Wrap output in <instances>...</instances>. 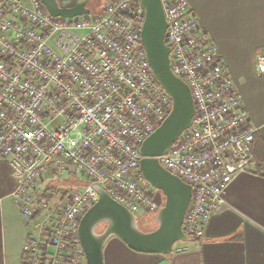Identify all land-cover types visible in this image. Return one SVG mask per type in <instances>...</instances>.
<instances>
[{"label":"built area","instance_id":"obj_1","mask_svg":"<svg viewBox=\"0 0 264 264\" xmlns=\"http://www.w3.org/2000/svg\"><path fill=\"white\" fill-rule=\"evenodd\" d=\"M162 4L171 68L190 86L196 111L158 159L192 186L182 228L200 239L230 182L250 170L257 127L188 0ZM144 17L141 0H107L75 17L55 16L41 0H0V156L34 227L24 244L32 264H86L79 225L99 198L94 184L135 214L164 205L140 167L143 140L172 109L141 39ZM256 70L264 74V51ZM66 174L85 185L62 189Z\"/></svg>","mask_w":264,"mask_h":264},{"label":"crops","instance_id":"obj_2","mask_svg":"<svg viewBox=\"0 0 264 264\" xmlns=\"http://www.w3.org/2000/svg\"><path fill=\"white\" fill-rule=\"evenodd\" d=\"M188 2L201 29L219 47L257 127L255 160L249 171L230 182L226 202L212 216L203 238L174 245L172 253L162 254L136 251L112 237L104 248V264H264V74L256 70V57L264 51V0ZM72 180L83 184L77 188L86 183L74 174H66L63 182ZM15 186L10 163L0 156V264H32L24 244L33 225L13 200Z\"/></svg>","mask_w":264,"mask_h":264},{"label":"water","instance_id":"obj_3","mask_svg":"<svg viewBox=\"0 0 264 264\" xmlns=\"http://www.w3.org/2000/svg\"><path fill=\"white\" fill-rule=\"evenodd\" d=\"M55 16L75 17L91 13L87 1L41 0ZM145 17L141 39L147 51L156 80L172 98V109L163 122L142 142L140 167L145 181L162 191L164 205L156 215L157 226L144 231L137 215L115 200L101 185L94 184L98 200L83 214L79 238L85 252L86 264H104V248L117 237L130 248L145 253L170 254L177 241H191L183 231L185 213L192 196V186L159 161L158 156L169 151L180 134L191 127L195 102L190 86L171 68V48L165 42L167 20L162 0H141ZM105 224L102 231H97Z\"/></svg>","mask_w":264,"mask_h":264},{"label":"rangeland","instance_id":"obj_4","mask_svg":"<svg viewBox=\"0 0 264 264\" xmlns=\"http://www.w3.org/2000/svg\"><path fill=\"white\" fill-rule=\"evenodd\" d=\"M86 1H88L87 6L92 9V12H95L98 9L105 7L107 3V0H86ZM79 185H83V184L82 183L79 184V181L72 180V182H69V183L67 181L63 182L61 186H62V189H64V188H75V187L77 188ZM160 194L161 196H163V200L165 201V196L163 195V193H160ZM136 215L139 221V226L142 230L150 231L157 226V223L155 220L157 212L140 210L136 212ZM104 227H105V224H101L98 227L97 231H102ZM185 243L187 242L177 241L174 245L176 246L177 244H185Z\"/></svg>","mask_w":264,"mask_h":264},{"label":"flooded vegetation","instance_id":"obj_5","mask_svg":"<svg viewBox=\"0 0 264 264\" xmlns=\"http://www.w3.org/2000/svg\"><path fill=\"white\" fill-rule=\"evenodd\" d=\"M68 1H70V0H64V2H68Z\"/></svg>","mask_w":264,"mask_h":264}]
</instances>
